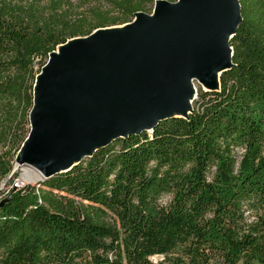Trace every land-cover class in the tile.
<instances>
[{
	"label": "trees",
	"instance_id": "trees-1",
	"mask_svg": "<svg viewBox=\"0 0 264 264\" xmlns=\"http://www.w3.org/2000/svg\"><path fill=\"white\" fill-rule=\"evenodd\" d=\"M156 1L0 0V264H264V0H237L232 66L187 118L13 184L50 53Z\"/></svg>",
	"mask_w": 264,
	"mask_h": 264
},
{
	"label": "water",
	"instance_id": "water-1",
	"mask_svg": "<svg viewBox=\"0 0 264 264\" xmlns=\"http://www.w3.org/2000/svg\"><path fill=\"white\" fill-rule=\"evenodd\" d=\"M154 5L156 16L138 13L116 44L87 40L41 68L24 143L25 160L38 166L44 179L116 138L182 117L168 115L174 109L185 113L183 79L190 73L204 76L211 64L232 66L228 42L241 19L237 0ZM190 113L191 108L187 117Z\"/></svg>",
	"mask_w": 264,
	"mask_h": 264
},
{
	"label": "bare ground",
	"instance_id": "bare-ground-1",
	"mask_svg": "<svg viewBox=\"0 0 264 264\" xmlns=\"http://www.w3.org/2000/svg\"><path fill=\"white\" fill-rule=\"evenodd\" d=\"M183 2V0H178V4H181ZM157 14V6L154 8L153 13H152V17H155ZM136 21V20H135ZM133 23H126V24H122V26L120 27H112V28H103V29H96L92 32L91 35H89L86 38H77V39H71L68 40L66 43L61 44L59 47H57V49L55 51H53L51 53V56L49 58V63L52 61L53 57H62V55H64L66 52L72 50L74 47H76L78 44L83 43L87 40H92V39H96V38H103L106 43H110V44H116L118 42V40L123 37V35L128 34L129 30L132 28ZM224 42H227V38L224 40ZM229 54H230V50H228V58H229ZM227 68V66L222 65V64H211L210 67L207 68V70L205 71L204 76H199L195 73H190L188 76H186L185 79H183V83H182V87H181V91H182V95L185 98V107H184V112L185 113H180L178 112L176 109L172 110L171 113L168 116H172V115H176V116H182L184 118L187 117V113H189V110L191 108V104L193 102V100L195 99V88L192 84V80L197 81V83L199 85H201V87L204 90H217L219 88V74L222 72L223 69ZM42 77V73L39 74L36 77V89L39 86V81ZM148 132L150 131V129L147 130ZM25 143L20 147V151L19 153V163L23 166L27 165L29 167H32L34 170H36V172L40 175V176H44L43 172L40 170V168H38V166H36L35 164H31L29 162H27L25 160V154H26V148H25ZM99 146L97 143L94 144V147ZM78 159H76V162ZM27 176V174H26ZM17 185V184H16Z\"/></svg>",
	"mask_w": 264,
	"mask_h": 264
},
{
	"label": "rangeland",
	"instance_id": "rangeland-1",
	"mask_svg": "<svg viewBox=\"0 0 264 264\" xmlns=\"http://www.w3.org/2000/svg\"><path fill=\"white\" fill-rule=\"evenodd\" d=\"M155 7V6H154ZM154 9V8H153ZM153 13V11H152ZM151 13V14H152ZM122 25H118V26H114V27H120ZM113 26L107 27V28H112ZM105 28V29H107ZM77 38H81V37H77ZM75 38V39H77ZM192 84L195 88L196 94L198 92V90H202L203 88L201 87V85H199L197 83V81L192 80ZM195 94V96H196ZM197 97V96H196ZM195 97V99H196ZM19 153L15 156L14 158V166H13V170L11 172V174L14 175V183L13 184H22V186L24 184H35V182L40 181L42 179H44L42 176H40L36 170H34L32 167H29L27 165L23 166L19 163ZM27 174V176H26ZM9 182H4V184L0 185V196L1 193L8 188ZM156 260V259H155Z\"/></svg>",
	"mask_w": 264,
	"mask_h": 264
},
{
	"label": "built area",
	"instance_id": "built-area-1",
	"mask_svg": "<svg viewBox=\"0 0 264 264\" xmlns=\"http://www.w3.org/2000/svg\"><path fill=\"white\" fill-rule=\"evenodd\" d=\"M21 186H22V184H20V183L18 184L17 183L16 188H20ZM0 201H1V197H0Z\"/></svg>",
	"mask_w": 264,
	"mask_h": 264
}]
</instances>
